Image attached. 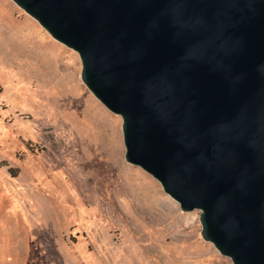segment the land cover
<instances>
[{"label": "water", "instance_id": "1", "mask_svg": "<svg viewBox=\"0 0 264 264\" xmlns=\"http://www.w3.org/2000/svg\"><path fill=\"white\" fill-rule=\"evenodd\" d=\"M76 51L124 159L233 264H264V0H12Z\"/></svg>", "mask_w": 264, "mask_h": 264}, {"label": "rangeland", "instance_id": "2", "mask_svg": "<svg viewBox=\"0 0 264 264\" xmlns=\"http://www.w3.org/2000/svg\"><path fill=\"white\" fill-rule=\"evenodd\" d=\"M80 71L76 51L0 0V264H233L202 238L199 210L125 161L122 119Z\"/></svg>", "mask_w": 264, "mask_h": 264}, {"label": "bare ground", "instance_id": "3", "mask_svg": "<svg viewBox=\"0 0 264 264\" xmlns=\"http://www.w3.org/2000/svg\"><path fill=\"white\" fill-rule=\"evenodd\" d=\"M88 98L90 99V105H91L93 111L97 112L101 116L102 120L104 121V125L108 128L107 130L112 129V131L115 133V129L112 128L111 125H117L118 119L116 117H110V115L107 114L95 101H93L89 96H88ZM114 137H115V135H114Z\"/></svg>", "mask_w": 264, "mask_h": 264}]
</instances>
